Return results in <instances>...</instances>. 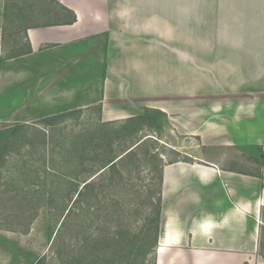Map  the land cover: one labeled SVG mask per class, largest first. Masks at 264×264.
Wrapping results in <instances>:
<instances>
[{
  "label": "crops",
  "instance_id": "1",
  "mask_svg": "<svg viewBox=\"0 0 264 264\" xmlns=\"http://www.w3.org/2000/svg\"><path fill=\"white\" fill-rule=\"evenodd\" d=\"M98 106L159 112L186 157L155 264H264V0H0V132Z\"/></svg>",
  "mask_w": 264,
  "mask_h": 264
},
{
  "label": "rangeland",
  "instance_id": "2",
  "mask_svg": "<svg viewBox=\"0 0 264 264\" xmlns=\"http://www.w3.org/2000/svg\"><path fill=\"white\" fill-rule=\"evenodd\" d=\"M98 113L96 107L88 108L49 125L18 127L1 143L0 264H34L40 259L42 264H69L79 249L88 248L89 234L107 213L112 216L109 231H126L124 247L128 246L133 231L143 223L146 195L157 191L158 170L165 162L186 159L164 144L177 141L165 129L166 119L143 124L139 130V124L102 122ZM149 136L153 139L145 140ZM141 139L145 141L132 157L118 158L115 171L93 182L95 195L84 193L70 207L73 188L89 177L88 170L120 156ZM91 140L98 149L89 146Z\"/></svg>",
  "mask_w": 264,
  "mask_h": 264
},
{
  "label": "trees",
  "instance_id": "3",
  "mask_svg": "<svg viewBox=\"0 0 264 264\" xmlns=\"http://www.w3.org/2000/svg\"><path fill=\"white\" fill-rule=\"evenodd\" d=\"M100 112L101 106L96 107ZM77 113H81L78 111ZM66 116H55L54 118H48L42 120L44 125H49L53 119L63 118ZM165 116H162L157 111L145 110L142 116L133 117L124 121V125H135L139 124V130L142 129L143 124H160L165 123ZM128 128V127H127ZM18 127H14L8 131L0 132V145L11 132H14ZM141 139L139 143L133 144L130 148L126 149L120 156L108 158L104 160L98 168H95L92 172L88 170L91 174L89 177L80 181L76 188H73V194L70 197V207L85 195L93 196L96 190V186L93 183L97 178H102L106 176L104 173L107 171L113 172L116 170V160H121L124 157H132L134 155V149L141 145L145 140ZM93 140L89 141V146L93 149H98V145L92 143ZM175 153V152H173ZM178 154V153H176ZM1 155V154H0ZM124 155L123 157H121ZM262 155V154H261ZM177 161V160H175ZM256 163L259 160H255ZM170 163V162H169ZM172 163V161H171ZM163 167V166H162ZM162 167L158 170V188L157 191H149L146 195L145 208L146 213L143 223L135 231H133L130 236V244L124 247V239L127 238V232L118 228L115 232H110L108 225V219L110 213H107L103 217L102 223L94 229L92 235L89 234V240L91 241L87 249H79V254L77 256H72L69 260V264H146L151 261V264H155V250L158 246V236H159V225H160V212H161V184H162ZM87 171L84 169V172ZM117 172V171H116ZM256 177H261V174H257ZM80 186V189L78 190ZM87 192V193H86ZM73 213L70 209L67 211V216L70 217ZM66 216V217H67ZM264 220V210L261 213ZM264 222V221H263ZM64 221L61 222L60 227L63 225ZM60 230V228H59ZM52 233L47 229V238L50 239ZM259 255L264 257V229L261 230L259 235ZM34 264H42L41 259Z\"/></svg>",
  "mask_w": 264,
  "mask_h": 264
}]
</instances>
